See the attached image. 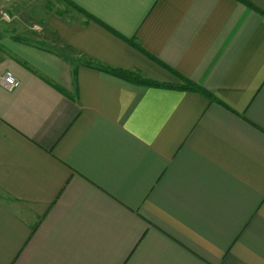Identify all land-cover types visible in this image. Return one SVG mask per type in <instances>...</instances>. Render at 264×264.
<instances>
[{
	"label": "crops",
	"instance_id": "1",
	"mask_svg": "<svg viewBox=\"0 0 264 264\" xmlns=\"http://www.w3.org/2000/svg\"><path fill=\"white\" fill-rule=\"evenodd\" d=\"M6 11L0 264H264V0Z\"/></svg>",
	"mask_w": 264,
	"mask_h": 264
},
{
	"label": "trees",
	"instance_id": "2",
	"mask_svg": "<svg viewBox=\"0 0 264 264\" xmlns=\"http://www.w3.org/2000/svg\"><path fill=\"white\" fill-rule=\"evenodd\" d=\"M130 43L133 44V42L131 41ZM96 68L102 71H106L105 68H103L102 66H96ZM110 73L113 74L115 77L120 78L126 82L137 84V86L142 85L143 87L175 88V89L184 90V91H192V92L200 93L201 95L209 98L210 100H214V97L212 96V94L202 89V87L197 86L193 82L187 79H184V78H180L179 76H176L174 72L173 73L175 74V76L180 79L182 83L181 85L175 86V85H167L164 83L155 82V81L142 77L141 74L139 73L126 72V71H120V70H110Z\"/></svg>",
	"mask_w": 264,
	"mask_h": 264
},
{
	"label": "built area",
	"instance_id": "3",
	"mask_svg": "<svg viewBox=\"0 0 264 264\" xmlns=\"http://www.w3.org/2000/svg\"><path fill=\"white\" fill-rule=\"evenodd\" d=\"M1 20L5 23L13 21L12 16L5 12L1 13ZM19 84V80L10 71H6L0 76V86L6 91H13L18 88Z\"/></svg>",
	"mask_w": 264,
	"mask_h": 264
},
{
	"label": "rangeland",
	"instance_id": "4",
	"mask_svg": "<svg viewBox=\"0 0 264 264\" xmlns=\"http://www.w3.org/2000/svg\"><path fill=\"white\" fill-rule=\"evenodd\" d=\"M1 13H3V12H0V18H1ZM5 13H7V11L5 12ZM8 14V13H7ZM10 15V14H9ZM39 27H40V25H39ZM37 33H40V31H37ZM35 34V33H34ZM36 36H40L39 34H36Z\"/></svg>",
	"mask_w": 264,
	"mask_h": 264
}]
</instances>
